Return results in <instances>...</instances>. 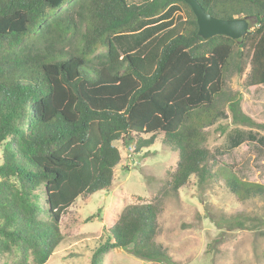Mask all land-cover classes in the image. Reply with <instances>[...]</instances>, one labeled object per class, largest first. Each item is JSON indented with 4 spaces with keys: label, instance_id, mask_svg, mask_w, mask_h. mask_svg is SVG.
Here are the masks:
<instances>
[{
    "label": "trees",
    "instance_id": "trees-1",
    "mask_svg": "<svg viewBox=\"0 0 264 264\" xmlns=\"http://www.w3.org/2000/svg\"><path fill=\"white\" fill-rule=\"evenodd\" d=\"M196 1L215 17L252 20L251 29L238 40H205L183 0H0V256L45 263L66 210L110 189L115 141L139 150L162 133L178 154L166 184L173 193L191 176L204 184L224 169L203 127L222 102L237 122L250 121L223 81L237 45V73L249 63L244 85L264 83V0ZM179 4L186 16L164 27ZM226 181L237 197L264 196V185L232 172ZM158 204H126L89 264H105L115 248L168 260L155 243Z\"/></svg>",
    "mask_w": 264,
    "mask_h": 264
},
{
    "label": "rangeland",
    "instance_id": "rangeland-1",
    "mask_svg": "<svg viewBox=\"0 0 264 264\" xmlns=\"http://www.w3.org/2000/svg\"><path fill=\"white\" fill-rule=\"evenodd\" d=\"M185 16L179 4L173 16L160 22L165 27ZM236 49L234 45L223 90L236 93L240 112L250 121L237 122L221 101L220 117L203 127L218 161L216 168L224 169L204 184L191 176L173 193L166 184L178 154L162 142V133L152 145L139 150L115 141L120 161L114 167L110 189L81 196L66 210L59 225L63 238L43 264H89L104 229L126 204L155 200L160 207L155 243L162 246L168 260H147L115 248L108 252L105 264H264V196L237 197L226 181L232 172L242 181L264 185V83L244 85L249 63L245 60L244 73H237ZM15 261V254L0 256V264Z\"/></svg>",
    "mask_w": 264,
    "mask_h": 264
},
{
    "label": "water",
    "instance_id": "water-1",
    "mask_svg": "<svg viewBox=\"0 0 264 264\" xmlns=\"http://www.w3.org/2000/svg\"><path fill=\"white\" fill-rule=\"evenodd\" d=\"M191 8L197 22V34L208 40L216 34H224L238 40L248 32L250 23L246 17L222 19L206 12L196 0H183Z\"/></svg>",
    "mask_w": 264,
    "mask_h": 264
}]
</instances>
